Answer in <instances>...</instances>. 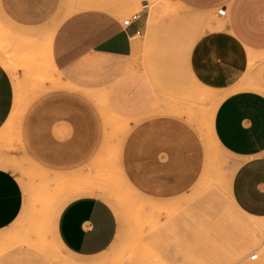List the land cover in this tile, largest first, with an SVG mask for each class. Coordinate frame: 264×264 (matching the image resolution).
<instances>
[{
  "label": "crops",
  "instance_id": "crops-1",
  "mask_svg": "<svg viewBox=\"0 0 264 264\" xmlns=\"http://www.w3.org/2000/svg\"><path fill=\"white\" fill-rule=\"evenodd\" d=\"M182 1L209 10L225 8L221 16L235 39L264 54V0ZM134 5L135 0H96L89 7H73L69 0H0L1 16L18 35L26 30L44 37L48 65L58 78L44 82L47 88L29 104L21 126L13 120L21 137L15 156L23 154L49 170L48 180H53L54 171L71 183L78 178L69 183V198L50 218L59 245L75 257L105 252L119 229L114 208L101 194L105 187L87 183L93 162L104 153V110L132 122L120 163L134 185L174 191L184 185V163L187 179L200 171L198 137L182 118L143 119L151 110L153 92L134 60L137 38L146 33L151 15L148 7L139 20L125 26L121 15ZM212 53L205 57L199 50L190 51L189 74L213 75ZM33 67L44 74L43 64ZM8 68L0 55V131L11 123L18 91L15 83V94ZM257 83L217 99L209 129L214 143L236 162L230 181L235 206L250 219L264 220V55ZM4 158L0 157V232L26 217L31 220L27 214L33 208L27 186Z\"/></svg>",
  "mask_w": 264,
  "mask_h": 264
},
{
  "label": "rangeland",
  "instance_id": "rangeland-1",
  "mask_svg": "<svg viewBox=\"0 0 264 264\" xmlns=\"http://www.w3.org/2000/svg\"><path fill=\"white\" fill-rule=\"evenodd\" d=\"M69 1L73 7L96 3ZM144 2H148L151 16L146 33L137 38L134 61L136 70L152 86L153 100L143 119L178 116L196 135L197 130L204 134L211 144L205 149L204 136L198 137V176L187 179L184 163V185L177 190L154 192L134 185L120 163L122 142L129 130L108 127L104 153L93 162L94 172L89 176L105 187L101 194L118 217L117 238L100 255L75 257L59 245L50 219L69 198L65 190L71 182L42 179L33 160L23 154L16 157L21 142L18 127L14 122L6 124L0 131V157L7 158L8 166L27 186L33 208L27 214L31 220L26 217L0 232V264H264V220H249L235 206L230 181L236 162L212 140L208 116L221 96L258 84L264 54L238 42L217 10L197 8L182 0H135L134 6H128L134 8L121 17L140 10ZM16 30L0 13V55L10 65L12 78L15 71L14 87L17 83L26 111L47 88L44 82L58 78L48 65L44 37L26 30L18 35ZM192 50L205 57L215 54L213 75L189 74L187 58ZM38 62L43 64L44 74L33 67ZM254 229L260 230L255 245L249 237ZM256 252L258 258L250 259Z\"/></svg>",
  "mask_w": 264,
  "mask_h": 264
},
{
  "label": "bare ground",
  "instance_id": "bare-ground-1",
  "mask_svg": "<svg viewBox=\"0 0 264 264\" xmlns=\"http://www.w3.org/2000/svg\"><path fill=\"white\" fill-rule=\"evenodd\" d=\"M27 74V73H26ZM31 76V75H30ZM14 78V77H13ZM58 80V79H57ZM32 87V86H31ZM18 88V87H17ZM201 92V91H200ZM208 92V91H207ZM212 92V91H211ZM210 92V93H211ZM213 95L211 94V97H212ZM214 96H216V95H214ZM20 95H19V93L17 92V94H16V99H15V104H14V109L12 110L13 112H12V115L10 116L11 117V122L14 120L19 126H21V122H22V117H23V113H24V111H25V108H23V103L21 102V100H20ZM213 98V97H212ZM104 115H105V122H106V125H107V127H113V128H115L116 130H128V129H130V127L132 126V122H130L129 120H126V119H123V118H121V117H119V116H116V115H114L113 113H107L105 110H104ZM206 115V114H205ZM209 116V115H208ZM204 118V117H203ZM13 121V122H14ZM203 125V124H202ZM197 137H201V138H203V136H204V134H202V132L201 131H198L197 130ZM20 139H21V137H20ZM204 148L206 149V148H208L207 146H209L211 143L207 140V138H205V136H204ZM211 147V146H210ZM3 158V157H2ZM5 159V158H4ZM6 160V159H5ZM36 168H38L39 169V171H35L37 174H39V176L42 178V179H47L48 178V176H49V174H50V171L49 170H46V169H44V168H42V167H40V166H36ZM33 169V168H32ZM36 170V169H35ZM29 171H30V169H29ZM34 172V171H33ZM78 172H79V170H78ZM71 173H73V172H71ZM52 175V177H53V181H58V180H61V179H64V175H63V173L62 172H57V171H54V172H52L51 173ZM74 174V173H73ZM72 174V175H73ZM80 174H82L81 172H80ZM79 174V175H80ZM30 175V174H29ZM83 175H85V174H82L81 176H83ZM38 175H37V177H39ZM87 176H89V175H87ZM92 176V175H91ZM94 177V176H93ZM70 179V178H69ZM68 179V180H69ZM40 180V179H39ZM42 181V180H41ZM47 181V180H46ZM79 181V180H78ZM62 182V181H61ZM69 182V181H68ZM88 184H95V185H98V186H104L100 181H97V180H94V179H91V180H89L88 182H87ZM66 184V183H65ZM67 184H69V183H67ZM70 184H72V183H70ZM84 184V183H83ZM75 185H76V183H75ZM77 185H78V183H77ZM79 185H81V183L79 182ZM84 186V185H83ZM75 187V186H74ZM82 187V186H81ZM72 188V187H71ZM72 190V189H71ZM69 191H70V189H69ZM239 211V210H238ZM131 217V216H130ZM38 220H40V218L38 219ZM249 220H250V218H249ZM253 223V222H252ZM245 224V223H244ZM37 225V224H36ZM246 225V224H245ZM245 225H243V226H245ZM35 227V226H34ZM37 228V227H36ZM242 229H246V227L245 228H242ZM40 230H41V228H40ZM36 231V235H38V233H37V230H35ZM246 231V230H245ZM41 232V231H40ZM259 233H260V230H259ZM258 232H257V229H254V230H252V233L250 234L251 236H249V237H252V243L255 245V244H257L258 243V241H259V234ZM26 234V233H25ZM40 235V234H39ZM23 236V235H22ZM26 238V237H25ZM1 239V238H0ZM26 241H27V238L25 239ZM24 240V241H25ZM44 240V239H43ZM33 242V241H32ZM251 242V241H250ZM49 246V245H48ZM253 254V253H252ZM251 254V255H252ZM250 255V256H251Z\"/></svg>",
  "mask_w": 264,
  "mask_h": 264
},
{
  "label": "built area",
  "instance_id": "built-area-1",
  "mask_svg": "<svg viewBox=\"0 0 264 264\" xmlns=\"http://www.w3.org/2000/svg\"><path fill=\"white\" fill-rule=\"evenodd\" d=\"M148 6H149L148 2H144V3L142 4V7H141L140 10L134 12L132 15L126 17V18L123 20V24H124L125 26H129V25H131L134 21L139 20V19L142 17L143 10L146 9V8H148ZM217 12H218L219 15H224V14H225V8H219ZM258 256H259V255H258L257 252H256V253H253V254L250 256V259L255 260V259L258 258Z\"/></svg>",
  "mask_w": 264,
  "mask_h": 264
}]
</instances>
